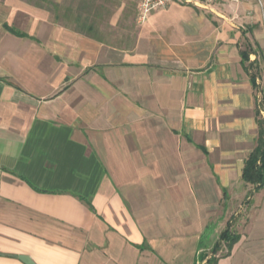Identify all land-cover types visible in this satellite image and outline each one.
Listing matches in <instances>:
<instances>
[{
    "label": "crops",
    "instance_id": "0c3cea01",
    "mask_svg": "<svg viewBox=\"0 0 264 264\" xmlns=\"http://www.w3.org/2000/svg\"><path fill=\"white\" fill-rule=\"evenodd\" d=\"M134 9L113 46L0 1V264H197L236 199L251 208L217 264H264V187L241 179L264 0Z\"/></svg>",
    "mask_w": 264,
    "mask_h": 264
},
{
    "label": "rangeland",
    "instance_id": "374dc122",
    "mask_svg": "<svg viewBox=\"0 0 264 264\" xmlns=\"http://www.w3.org/2000/svg\"><path fill=\"white\" fill-rule=\"evenodd\" d=\"M3 1V0H0ZM10 2H24L30 5H41L44 10H50L51 20L68 29L82 32L91 37L97 38L113 46H129L130 36L134 28L132 22L135 18L134 4L129 0H6ZM79 17V21H77ZM21 22L23 20H20ZM90 26L91 29L84 27ZM83 28L82 31H80ZM124 39L127 41L124 43ZM120 43V44H119ZM261 95L258 97L260 100ZM259 107V106H258ZM260 109V108H259ZM260 111H263L262 108ZM264 112V111H263ZM261 116V114H260ZM262 117V116H261ZM233 203H224L223 214L225 218L230 217V229L238 234L237 224L240 217L251 208V201L244 199ZM226 206V208H225ZM226 228V226H225ZM212 248L201 253L206 255L202 260L198 259L197 264H207L206 261L212 256ZM227 249L221 244L216 257L227 255Z\"/></svg>",
    "mask_w": 264,
    "mask_h": 264
},
{
    "label": "trees",
    "instance_id": "16d2710c",
    "mask_svg": "<svg viewBox=\"0 0 264 264\" xmlns=\"http://www.w3.org/2000/svg\"><path fill=\"white\" fill-rule=\"evenodd\" d=\"M44 2L45 0H39V2ZM36 7L42 8L41 5H35ZM50 12V10L48 9ZM79 17H77V21H79ZM7 31L11 32L12 34L16 36H21L18 33H15L12 29L5 27ZM85 29H91L90 26L84 27ZM82 31L83 28H80ZM248 52H242L241 53V62L244 66L246 62H248ZM253 67L251 64L248 65V68ZM256 76L254 74H250V82L253 89L257 90V85L255 83ZM261 98L258 101V99L255 101L256 109H255V116H256V123L258 128V134L255 141V148L253 151L248 155L244 162V166L241 172V179L242 181L253 187L254 192H257L261 190L264 187V116H260V109L264 111V90H260ZM259 106V107H258ZM260 108V109H259ZM239 236L235 233H233L230 229L229 223H227L226 228L221 232L218 241L214 244L212 248V256L207 259V264H217L218 258L216 257V254L220 250L221 244H224V246L227 249V252L229 253L232 246L238 241ZM202 245L199 244V246ZM203 247H199V252L197 254V262L198 259L202 260L203 258H206V255L201 253Z\"/></svg>",
    "mask_w": 264,
    "mask_h": 264
},
{
    "label": "built area",
    "instance_id": "2783aa9c",
    "mask_svg": "<svg viewBox=\"0 0 264 264\" xmlns=\"http://www.w3.org/2000/svg\"><path fill=\"white\" fill-rule=\"evenodd\" d=\"M137 9L138 23H144L147 18L154 12L166 9L171 4L203 6L214 1L225 0H129Z\"/></svg>",
    "mask_w": 264,
    "mask_h": 264
},
{
    "label": "water",
    "instance_id": "95a60500",
    "mask_svg": "<svg viewBox=\"0 0 264 264\" xmlns=\"http://www.w3.org/2000/svg\"><path fill=\"white\" fill-rule=\"evenodd\" d=\"M21 262L24 264H34L28 257L20 256L18 257Z\"/></svg>",
    "mask_w": 264,
    "mask_h": 264
}]
</instances>
